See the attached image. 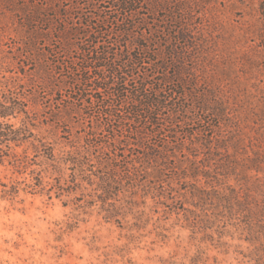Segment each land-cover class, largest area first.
<instances>
[{"label": "rangeland", "instance_id": "obj_1", "mask_svg": "<svg viewBox=\"0 0 264 264\" xmlns=\"http://www.w3.org/2000/svg\"><path fill=\"white\" fill-rule=\"evenodd\" d=\"M172 1L168 12L179 2L189 15L191 66L204 89L219 88L230 120L219 132L204 115L188 129L193 144L157 142L167 162L125 166L100 163L87 143L96 109L41 85L52 60L77 51L49 57L30 39L45 26L27 21L23 0H0V100L26 112L0 117V264H264V0Z\"/></svg>", "mask_w": 264, "mask_h": 264}, {"label": "trees", "instance_id": "obj_2", "mask_svg": "<svg viewBox=\"0 0 264 264\" xmlns=\"http://www.w3.org/2000/svg\"><path fill=\"white\" fill-rule=\"evenodd\" d=\"M171 2L23 0L21 11L27 21L45 26L33 31L30 39L43 41L49 57H67L72 49L77 51L70 61L52 60L41 85L56 102L57 95L72 88L67 106L97 110L99 120L91 125L86 139L103 154L100 163L126 166L143 160L150 164L158 158L167 162L169 155L157 145L161 137L184 135L193 144L199 134L188 129L195 123L202 126L204 115L218 120L219 132L221 122L226 125L230 120L219 88L204 89L201 70L191 66L192 52L198 47L189 15L179 2L168 12ZM56 3L65 6L52 7ZM163 11L171 14L157 19L156 14ZM54 39L60 44L58 51L52 47ZM64 67L70 74L68 87L55 76L62 75ZM24 107L17 98L9 104L0 100V117L16 110L26 113ZM219 140L217 135L205 141Z\"/></svg>", "mask_w": 264, "mask_h": 264}]
</instances>
